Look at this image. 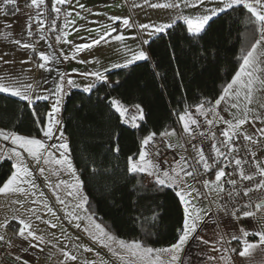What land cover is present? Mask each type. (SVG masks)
Masks as SVG:
<instances>
[{"label":"snow or ice","instance_id":"obj_1","mask_svg":"<svg viewBox=\"0 0 264 264\" xmlns=\"http://www.w3.org/2000/svg\"><path fill=\"white\" fill-rule=\"evenodd\" d=\"M17 0H0V7H6L11 5L16 7ZM148 0H145L147 3ZM207 0H167L164 3H154L150 6L152 8L163 9H181V7L193 10L192 15H178L176 19L182 20L186 26V31L192 37L202 38V34H206L207 28L214 17L219 16L221 13H225L228 10L239 12L243 16L242 23L249 25L252 31L254 42H251L247 48L242 47L240 55L237 57L238 69L234 75L231 76L229 81H226L222 87L218 98L214 103L211 100L205 99L204 101L196 105V111L205 118L207 125L213 124L226 125L221 131L220 135L223 139H218L215 132H211L209 139L213 141L210 144V153H214V156H206L203 147L195 148V155L191 162L181 156L179 160L175 161L173 165L168 168L163 167L164 161L154 160L153 157H159V149L155 147L156 132H150L144 136L140 142V148L138 153L134 156L127 157V171L132 174H143L145 181L153 186L159 188H171L175 190V195L178 198L179 203L182 205V223L174 242L170 243L166 247H152L146 242L139 239L125 240L118 238L104 226L96 223L93 214L87 213L85 205L88 203V197L83 195L82 188L84 181L81 180L80 175L77 173V169L74 166L71 149L69 142L64 134V129L60 126L61 120L58 119V115L61 113L65 83L69 86L77 87L71 78L65 80V75L58 77V83L53 90H50L53 97V103L51 104V110L47 113L46 125L40 129L43 133V138H37L29 135H22L16 131H5L0 128V137L4 141H11L13 147L11 149H0V159L7 157L9 160L14 161L10 175L6 180L0 184V195L11 196L15 194H23L24 199H16L13 201L15 204L23 205L28 203V197H35L31 200L32 204L42 203L44 209L50 213L57 220L56 213L53 208L40 200L39 197H43L44 193L39 192L37 197V191L39 186L36 183V177L32 168L29 167L25 156H29L39 166H49L53 173L59 176L62 172L68 173L73 182L69 184L67 180H60L59 183L53 185L49 183V187L56 190L60 189L63 185L66 187L67 197H74L78 200L75 208L82 209L85 215H80L75 211H68L67 217L75 221L87 220L92 225L94 231L90 233L93 240L98 241L104 247H107L112 254L117 257L123 264H183L182 255H187L185 249L189 252L193 251L192 245L197 246L203 244L207 245L208 240H204L198 232L201 230V226L207 225L205 217L212 212L210 207L205 208L199 206L203 199H207L212 193H215L218 199H222V195H226L231 201H236L237 198H249L248 204L245 208L256 210H264V199L259 202H253L249 197L250 193L260 192L264 194V161L258 159L254 160V167L246 172L245 164L250 161L244 160L242 157L237 156L239 149L236 146V141L240 140L241 144L247 142L244 145L245 150L248 151L251 157H256V152L252 151L253 148L264 149V127L255 129V135H249L246 132H242L243 126L250 122L259 121L264 124V113L258 112L252 107L254 97L257 93L264 91V0H219L218 6L212 8H206L204 5ZM70 3V0H56V4L64 5ZM45 4V0H31L30 6L40 9ZM80 8L84 5L80 4ZM54 11L59 14L61 8L53 6ZM71 15V13H66ZM79 15V13H77ZM37 17L40 19L39 27L36 33L30 30L27 32L28 36L38 35L40 40H45L46 33L44 29V21L42 15L38 12ZM113 21L120 20L118 16L111 17ZM70 23H75L71 21ZM123 26L126 28L133 27L128 18H124ZM175 26V20L171 23H162L159 25L140 24L138 34L141 35V41L143 45H148L153 36L167 32L169 29ZM56 27L55 21L52 22L49 31L54 30ZM68 27V23H65V28ZM151 29L148 32L149 39H143V32ZM116 28L112 27L106 29L103 33L98 35V38H94L91 43H84L77 45L75 52H80L82 49L90 48L92 45L99 44L106 36H109L111 32H115ZM66 36L67 33H64ZM57 40L61 38L56 37ZM117 40L123 41L125 39L123 34L115 37ZM16 45H20L25 49H31L36 51V46L33 43H23L19 39L15 40ZM125 51L130 53L129 58L125 60L123 64H114L113 68H127L138 61L146 60L149 58L148 53L143 50L142 47L139 50L133 51L132 49L125 48ZM39 56L42 60L39 63V68H45L47 64L58 59L54 53L45 54L44 51L39 52ZM68 57H64L67 59ZM73 58H75L73 56ZM109 69H105L104 72H85L82 75L95 77L96 80L93 83L86 85L85 91L92 92L96 86V81L107 82V73ZM34 86L31 83H23L15 78H0V93L10 94L15 97H20L25 101H32L34 92ZM35 99L48 100V95L36 96ZM225 104V111L230 112L232 118L226 119L220 115L218 108L221 104ZM207 105V106H206ZM111 106L123 117L127 112V108L116 99L111 101ZM139 113L138 117H133V121L137 118L142 120L144 118L143 110L140 105L135 106ZM260 108L264 109V104L260 105ZM211 114L212 118L208 119V115ZM182 123L183 131L192 135L195 128H200V121L193 116L187 109L178 117ZM138 127L139 125L133 124ZM161 138H168L176 135L175 129L168 131L167 129L159 134ZM205 133L201 132L200 136L205 137ZM56 138L58 142L49 145L48 140ZM193 139L195 137L193 136ZM219 145V146H218ZM151 146V147H150ZM250 146V147H249ZM168 147H172L171 144ZM183 147V145H181ZM54 150V151H53ZM116 152L120 149L117 146ZM211 159V163L209 160ZM231 164L237 171L240 181L235 178L225 179L226 176H231V173H226L225 168ZM40 175H44L46 168L39 166L37 169ZM214 175V179H205L206 175ZM188 178H192L193 181L200 184V188L195 187L189 183ZM257 178H259L257 180ZM47 179V177H45ZM241 181H248L252 184L251 187L238 186ZM225 183L231 186L230 190L225 189ZM204 189V191H201ZM57 201L64 205L65 200L61 199L59 195L56 197ZM199 202V203H198ZM218 212H223L225 216L239 220L242 217H255L256 212L252 210H242L241 216L237 215L236 204L233 203L230 210L227 204L216 205ZM31 216H34L36 220H41L42 216L39 215L38 208L29 207L26 209ZM13 219L19 220L17 235L23 240L39 241L44 243V237L37 235L33 230V224L27 217L14 216ZM45 223L51 224L52 228H57V223L51 221H45ZM80 223H76V227L79 228ZM8 223L0 224V228H7ZM225 227L231 229L232 221H226ZM85 232H89V228H84ZM238 233V234H237ZM231 240L236 241L239 245L238 256L241 258H251L253 254L259 250L261 255L264 256V226H261L260 230L248 231L242 227H238L236 231H229ZM254 236L258 239L250 242L249 237ZM0 241H5V236L0 235ZM8 244L7 241H5ZM219 245V247H216ZM9 246H13L9 244ZM39 247V244L36 245ZM213 253H221L219 255L213 254L207 257V264H233V253H237L236 247H231V242L225 238L224 235H220L218 239L212 245ZM27 249H25L26 251ZM63 251V250H62ZM84 251L92 252V248L85 247ZM99 255V254H97ZM64 264L69 262H76L78 260L77 255L70 252H63ZM17 260L20 257H16ZM27 264V261L24 262ZM85 264H95L94 261H85ZM249 264H255L254 261H249ZM260 264H264V259L260 261Z\"/></svg>","mask_w":264,"mask_h":264},{"label":"trees","instance_id":"obj_2","mask_svg":"<svg viewBox=\"0 0 264 264\" xmlns=\"http://www.w3.org/2000/svg\"><path fill=\"white\" fill-rule=\"evenodd\" d=\"M48 11L51 25L52 0ZM242 20L239 12L221 13L202 38L192 37L179 20L151 39L148 59L108 72L107 82L97 81L92 92L73 89L67 94L63 129L84 181L87 212L118 238L139 239L152 247L174 242L182 223L175 190L150 185L143 174L129 173L127 157H135L150 132L159 135L176 129L185 109L205 99L214 103L238 69L241 48L254 42L250 26ZM113 99L127 108L125 116L111 106ZM136 105L144 118L133 121L139 115ZM48 110L47 101L30 106L20 97L0 93V128L40 137ZM13 163L7 157L0 159V184L14 170Z\"/></svg>","mask_w":264,"mask_h":264},{"label":"crops","instance_id":"obj_3","mask_svg":"<svg viewBox=\"0 0 264 264\" xmlns=\"http://www.w3.org/2000/svg\"><path fill=\"white\" fill-rule=\"evenodd\" d=\"M52 1L53 6L61 8V11L59 14L55 12L56 27L46 34L47 38L45 40L33 39L32 36L27 35V32L29 28L31 31L33 30V24L40 22L37 17L38 12L42 15L43 21L48 24L50 20L48 0H45V4L40 9L30 6L31 0H17L16 7L11 5L0 7V78H15L23 83L33 84L35 89L32 93L33 100L26 102L32 106L38 101H43V99H35L36 96L48 95L49 99L44 100L49 104L48 112L54 102L50 90L56 87L60 75H65V80L71 78L78 85L73 87L65 83V94L62 103L64 105L65 98L71 90H85L86 85L96 80L92 76H83V73L104 72L105 69H109L108 72H110L118 69L113 68L112 65L123 64L130 56L125 48L136 51L142 47L148 53L147 45L142 44L141 35L138 34L140 24L159 25L171 23L174 20L177 22L179 21L176 19L178 15L193 14V10L183 7L181 9H163L150 6L154 3L167 2V0H148L147 3H145V0H70V3L64 5L56 4V0ZM80 4H83L84 7L80 8ZM218 4L219 0H207L204 7L212 8L218 6ZM169 10L175 11L170 13ZM66 13H71V15H66ZM113 16H118L121 19L113 21L111 19ZM124 18H128L133 27L126 28L123 26L122 21ZM73 20L75 23H70ZM65 23H68L67 28H65ZM112 27L116 28V31L111 32L99 44L82 49L78 53L74 51L77 45L90 44L94 38H98L99 34ZM149 31L151 29L143 32V39H149ZM64 33H67V35L65 36ZM120 34L125 37L123 41L115 39ZM57 36L61 39L57 40ZM17 39L21 41V44L25 42L35 44L36 51L16 45L15 40ZM41 51H44L45 54L54 53L58 59L50 61L43 69L39 68L38 65L42 62L39 56ZM65 56L68 58L64 59ZM108 72L105 74L107 75ZM221 115L224 116L223 113ZM259 127H264V124L259 121L250 122L243 126L242 130L249 135H255V129ZM9 141L6 142L4 150L8 149ZM258 160L264 161V154H260ZM211 179H214V176ZM213 202L218 203L216 199ZM209 205L215 214L214 203ZM244 210L255 211L256 216L245 218L241 216V212L237 213L238 216H241L239 220L227 216L232 221L231 229L225 227V225L223 227L220 225L221 231H218L216 227L210 231H204V227H201L198 234L204 240H208L209 243L199 246L193 244L192 252H189L186 248L187 255H182L183 264H207L208 256L221 254L213 253L212 249V245L219 238L220 232L231 242V247L237 248V253L232 254L233 264H249V261L260 264L264 256L261 255L259 250L251 258L239 257V245L236 241L231 240V236L228 234L229 231H236L238 227L248 231H257L261 229V226H264V210H256L255 208ZM37 235L41 234L37 233ZM59 236L60 238H57L56 241L43 236L44 243L35 240L29 243V241L23 240L19 236L13 237L11 242L14 248L9 262L11 264H24L25 261H27V264H64L63 252L72 253L75 250V253L83 251L82 255H86V253L90 255L93 251H96L95 255H92L89 260L94 261L95 264H123L112 252L110 253L107 247L99 242H89L84 247H75L69 244L68 239L63 235ZM251 237L254 236L249 237L250 242L258 239L257 237L251 239ZM37 244H39V247L36 246ZM85 247L92 248L93 251L86 252L84 251ZM216 247H219V245H216ZM25 249L27 250L25 251ZM16 257H20V259L17 260ZM69 264H85V261L77 260L76 262H69Z\"/></svg>","mask_w":264,"mask_h":264},{"label":"rangeland","instance_id":"obj_4","mask_svg":"<svg viewBox=\"0 0 264 264\" xmlns=\"http://www.w3.org/2000/svg\"><path fill=\"white\" fill-rule=\"evenodd\" d=\"M172 11H175V10H169L170 13H172ZM261 104H264V91L256 94V96L254 97V102H253L252 107H254L258 112L264 113V109L260 108ZM225 107L226 105L222 103L220 107L218 108V111L223 113L226 119H231L232 118L231 113L226 112L224 110ZM62 115H63V104L61 108V113L57 117L58 119L61 120L62 123L60 126L63 128ZM175 131H176L175 136H171L165 139L168 142V144H171L172 146H180L181 145L180 136L176 129ZM37 138H43V133L40 137H37ZM6 142L7 141H4L3 138L0 137V149H4ZM56 142L58 141L55 137L47 141L49 145L56 143ZM13 147H16V145H13L11 141H9L8 149H11ZM25 159L28 162L29 167L32 168L33 173L36 177V183L39 186L38 190H36L37 197H39V192H43L44 196L39 197V199L49 204L55 211L56 217H58L59 219L57 220L50 213H48L44 209V206L42 203L32 204L31 200L35 199V197L29 196L28 197L29 202L25 203L23 207H21V205L15 204L13 201H15L16 199H24L25 197L23 194H15L11 196L0 195V224H3L5 222L8 223L7 228H0V235H4L5 239H8V240H11L13 237L18 236L17 232H18L19 220L13 219V217L20 216V217L29 218L30 222H32L33 224V230H35L36 233H39L45 237H48L52 241H56L57 238H60L59 235H63L66 239H68L69 241L68 243L72 244L75 247H84L89 242H98L92 239V236L90 235V233L93 232L94 229L87 220L75 221L71 219L70 217H67L66 215L68 211H75L80 215H85L82 209L75 208V205L76 203H78V200L74 197H67L66 192L68 189H66V187L63 185L58 190L48 186L49 183L55 185L59 183L60 180H67L69 184H71L73 182L72 177L68 173H65V172H62L59 176H57L53 173L52 169L49 168V166L43 165L41 163V165L39 166H43L46 168V171L44 175L42 176L37 170L39 166L33 161V159L29 156H25ZM74 166H75V163H74ZM77 173L79 174L78 170H77ZM45 177H47V179H45ZM82 193L83 195H86L83 188H82ZM57 195H59L61 199L65 200V204L67 205V208H65L64 205H61L57 201L56 199ZM213 203L215 207V214L212 210V212L209 213V217H205V221L207 222V225L205 226L202 224L201 226V227H204V231H210L214 227H216L218 231L219 230L221 231V226L223 227V225H225V222L229 220L227 216L224 215L223 212L217 211V208H216L217 203L216 202H213ZM199 206L205 207V208L210 207V205L208 204L206 200H203L202 203L199 204ZM29 207L38 208L39 209L38 214L42 216V219L36 220L34 216H31L30 213L26 211V209ZM45 221H51L52 223H57L58 227L52 228L51 224L45 223ZM76 223H80L81 226L77 228ZM85 227L89 228V232L84 231ZM219 234L223 235L221 232ZM53 236L55 238H52ZM75 252L76 251L73 250L72 254L77 255L78 260H81L83 262L86 261L87 259L89 261L90 257H92V255H95L96 253V251H93L92 254L90 255L87 253L86 255H82L83 251H80V252L77 251L78 253H75Z\"/></svg>","mask_w":264,"mask_h":264},{"label":"built area","instance_id":"obj_5","mask_svg":"<svg viewBox=\"0 0 264 264\" xmlns=\"http://www.w3.org/2000/svg\"><path fill=\"white\" fill-rule=\"evenodd\" d=\"M39 23L33 24V32L34 33H36V31H37V28L39 27ZM50 27H51L50 25H48L46 22H44V29H45L46 34L49 32L48 29ZM32 38L38 39L39 37H38V35H34V36H32ZM200 102H202V101H200ZM200 102H198V103H200ZM197 104L193 105L192 107L188 108L187 110L189 112H191L193 114V116L200 121L201 127L197 129V128H195V126H193L194 131H193L192 135H189L188 133L183 131L182 123L180 121H178L177 125H176V130L179 133L181 145H183V147H181V145L168 147L169 144L165 138H161L160 135L156 136L155 147L157 149H159L160 156L159 157L154 156L153 159L164 161L165 163H163V167H165V168L170 167L171 165H173L175 163V161L179 160V158L181 156L186 157L189 160V162H191L192 158L195 155V148H193L192 145H196L197 147H203L206 156H210V155L214 156V153H210V151H209L210 144L213 143V141H211L208 137H209L211 132H215L218 139H223L221 137L220 133L223 130V128L226 127V125H222V124H213L212 126L207 125L205 122V118L203 116H201L196 111V105ZM132 112L135 116L138 115V113L135 110H132ZM220 115H221V113H220ZM211 118H212V116H211V114H209L208 119H211ZM201 132H204L206 134L205 137L200 136ZM242 132H245V131L242 130ZM193 136L195 137V139H193ZM245 144H247V142H244V144H241L240 140L236 141V146L239 149V151L236 155L239 157H242L246 161H250V163L245 164V169L247 172L248 170H250L254 167V160L258 159L260 154H264V149H260V148L251 149L252 151L256 152V157L253 158V157H251L250 153L245 150V147H244ZM209 162L210 163L212 162L211 159L209 160ZM225 171H226V173H231V176H226L225 179L235 178L238 181H240V177H239L237 171L233 168V166L231 164H229L228 167L225 168ZM212 176H214V175L209 174V175H206L204 178L205 179H211ZM258 179L259 178H257V180ZM188 180L195 187L200 188V184L193 181L192 178H188ZM251 186H252V184L250 182L241 181L240 185L238 186V190L240 187H251ZM230 188H231V186L228 185L227 183H225V189L230 190ZM201 191H204V189H201ZM221 195L223 198L218 199L216 194L212 193L207 199H203V200H206L209 204L212 205L213 200L216 199L219 204H227V206L230 210H233L232 205H233V203H235L237 209H239L237 211V213L246 209L244 206L248 204L249 198H243V199L237 198L236 201H231L226 195H224V194H221ZM249 197L255 203V202H259L261 199H264V194H262L260 192H253V193L249 194ZM5 241H7L8 244H6ZM5 241H0V264H11L9 262V259L12 256V251H13L14 246H9V244L13 245L11 240L5 239Z\"/></svg>","mask_w":264,"mask_h":264}]
</instances>
